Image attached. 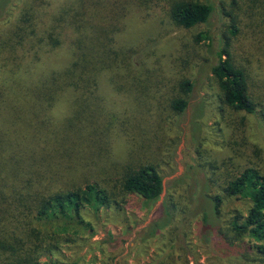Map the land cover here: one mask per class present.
Segmentation results:
<instances>
[{"label": "trees", "instance_id": "1", "mask_svg": "<svg viewBox=\"0 0 264 264\" xmlns=\"http://www.w3.org/2000/svg\"><path fill=\"white\" fill-rule=\"evenodd\" d=\"M263 1L229 0L225 11L229 26L225 24L215 48L217 62L210 71L223 103L233 113L251 115L259 108L249 52L237 55L233 39L239 24L247 23L264 46L258 35L264 23ZM9 2L0 0V16ZM133 9L159 10L173 26L185 30L210 25L213 13L210 0H68L42 25L37 23L42 9L32 2L0 33V264H62L56 258L60 247L72 236L93 230L92 214L96 218L100 212L123 214L135 203L148 209L163 193V178L153 162L136 159L109 167L93 157L100 156L104 128L115 120L107 117L103 127L98 91L105 75L118 89L124 86L122 77L141 88L154 81L160 93L158 105L177 114L185 111L192 92V82L180 71L169 80L154 72L145 78L134 73L135 48L116 41ZM66 30L67 64L42 74L27 72L42 58L40 45L58 48ZM213 37L201 31L195 43L211 48ZM259 57L263 65L264 54ZM64 99L70 112L55 120L50 113ZM231 129L234 147L244 146L234 123ZM211 173L222 176H207L200 183L202 222L211 230L217 226L221 194L243 202L244 209L231 212L227 226L234 240H247V251L264 264V168L226 163L223 171L217 168ZM217 189L221 193L212 194ZM162 208L164 221L172 219L166 199ZM152 227L159 224L148 229Z\"/></svg>", "mask_w": 264, "mask_h": 264}, {"label": "rangeland", "instance_id": "2", "mask_svg": "<svg viewBox=\"0 0 264 264\" xmlns=\"http://www.w3.org/2000/svg\"><path fill=\"white\" fill-rule=\"evenodd\" d=\"M66 1L10 0L0 16V33L18 18L27 3L36 2L42 9L37 23L44 25ZM210 2L213 5L210 25L190 30L173 26L159 10L133 9L123 20L124 26L116 41L135 48V74L145 78L152 77L154 72L156 77L169 80L180 71L189 78L193 88L187 108L177 114L167 106L161 109L158 105L161 99L154 81L141 88L131 78L122 77L124 86L118 89L117 84L108 81L107 75L102 78L98 95L102 98L103 127L107 117L115 116V120L104 128L105 145L100 156L93 155L94 160L100 166L109 167H121L136 159L151 161L163 178L164 191L148 209L135 203L123 214L100 212L97 218L92 214L93 230L72 236L70 242L60 247L56 258L62 264H263L255 260L253 252L247 251V240H234L227 226L231 212L244 209L243 202L221 194L223 203L213 230L202 222L203 213L198 207L200 183L207 176L221 178L220 173H211L217 168L218 172L223 171L226 163L240 168L246 164L264 168V64L259 63L264 46L255 40L251 31L254 27L239 24L234 48L242 57L249 52V67L259 86L256 88L259 108L251 115L233 113L223 103L210 71L217 62L214 54L217 41L225 31V24L229 26L225 17L229 0ZM261 8L264 9V1ZM201 31L214 35L211 48L195 43V36ZM263 32L264 23L258 34L261 39H264ZM66 33L67 30L56 49L41 44L42 58L31 64L27 72L42 74L65 66L70 57ZM69 112L70 103L64 99L50 115L56 120ZM232 123L241 133L244 146L234 147L231 142ZM219 193L220 189L212 191V194ZM165 199L173 213V218L166 221L162 208ZM154 222L159 227L149 230Z\"/></svg>", "mask_w": 264, "mask_h": 264}]
</instances>
